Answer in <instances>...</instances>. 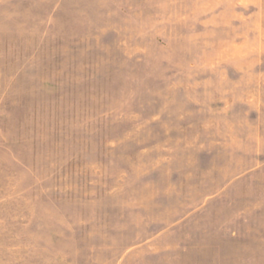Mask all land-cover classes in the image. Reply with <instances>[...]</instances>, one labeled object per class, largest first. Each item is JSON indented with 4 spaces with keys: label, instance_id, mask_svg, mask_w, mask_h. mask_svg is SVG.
I'll return each mask as SVG.
<instances>
[{
    "label": "rangeland",
    "instance_id": "374dc122",
    "mask_svg": "<svg viewBox=\"0 0 264 264\" xmlns=\"http://www.w3.org/2000/svg\"><path fill=\"white\" fill-rule=\"evenodd\" d=\"M0 264H264V0H0Z\"/></svg>",
    "mask_w": 264,
    "mask_h": 264
}]
</instances>
